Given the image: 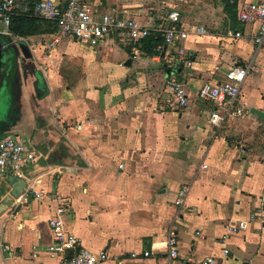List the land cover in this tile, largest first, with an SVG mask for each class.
<instances>
[{
	"label": "crops",
	"instance_id": "crops-1",
	"mask_svg": "<svg viewBox=\"0 0 264 264\" xmlns=\"http://www.w3.org/2000/svg\"><path fill=\"white\" fill-rule=\"evenodd\" d=\"M84 1L96 16L115 9L159 36L165 10L175 8L181 28L201 26L204 33L178 42L191 54L190 66L168 44L134 54L116 32L97 45L64 39L54 50L46 45L54 25L40 21L38 32L10 35L27 42L31 57L19 50L14 57L0 137H23L37 159L10 182L0 175V264H60L49 249L52 193L68 200L64 226L80 245L106 251L97 264H199L206 256L217 264H264V40H254L258 23L238 18L251 0ZM231 65L247 68L235 100L243 114L214 125V105L197 91L204 81L222 80ZM169 75L185 85L187 107L163 102ZM30 177L39 179L34 188L44 196L18 204ZM183 185L185 200L175 205ZM251 213L259 218L228 232V224ZM169 231L177 235L175 258L168 255Z\"/></svg>",
	"mask_w": 264,
	"mask_h": 264
},
{
	"label": "built area",
	"instance_id": "built-area-1",
	"mask_svg": "<svg viewBox=\"0 0 264 264\" xmlns=\"http://www.w3.org/2000/svg\"><path fill=\"white\" fill-rule=\"evenodd\" d=\"M19 10L27 12L29 10L35 16L51 21L55 30L51 32V37L47 41V47L54 50L64 39H77L90 45H97L102 42L107 35L116 32L121 41L128 44L134 54H141V41L150 35L151 27L144 21L129 15L118 16L115 9L96 16L87 6L84 0H0V34L4 36L12 35L9 24L12 15ZM238 18L242 23L256 22L259 25V33L254 37L256 43L260 44L264 40V0H251L243 2L238 9ZM180 13L175 8L165 10L161 23L156 29L163 41L156 45L155 49H162L164 44L175 46L177 59L184 64H192L191 54L178 44L185 40L191 33H204L203 27L194 29H183L180 27ZM230 37L240 36L239 31H228ZM23 39L22 37H18ZM247 68L241 65H231L224 73V78L213 83L210 80L204 81L198 88L197 95L204 102L214 105L210 111L209 121L214 125H219L224 118L237 117L243 114L241 106L235 104L241 87L245 81ZM163 102L170 108H184L189 105V97L185 85L178 81L174 75H169L163 88ZM37 159L35 147L23 137L9 133L0 137V175L14 174L22 176L24 166ZM121 166V165H120ZM23 192L15 198L16 203H26L31 198H42L44 192L34 188L37 177H30L25 180ZM188 186L179 188L175 205L184 202ZM47 194V193H46ZM50 194V193H48ZM56 202L55 213L49 218L48 224L52 230L54 241L49 249L60 258V264H97L107 259L106 251L99 254L80 245L75 233L67 230L63 222V214L69 210L68 200L57 193L50 194ZM257 213H251L248 219H238L236 222L228 224L230 233L244 230L248 225V220L258 219ZM226 235L221 236L224 242ZM168 255L175 258L178 255L177 235L174 231H169L167 235ZM67 250H71L69 256L65 255ZM223 252L227 253L228 248L223 247ZM199 264H217L212 256H206Z\"/></svg>",
	"mask_w": 264,
	"mask_h": 264
},
{
	"label": "water",
	"instance_id": "water-1",
	"mask_svg": "<svg viewBox=\"0 0 264 264\" xmlns=\"http://www.w3.org/2000/svg\"><path fill=\"white\" fill-rule=\"evenodd\" d=\"M17 50L21 51L23 56L30 58L31 52L28 44L25 41L12 42L7 40L4 35L0 34V93L5 89L11 70L13 68V60ZM35 90L38 94L42 95L45 93L44 85H42L40 78L35 82ZM16 175L13 176L3 175V180L10 182ZM26 183V182H25ZM24 190V188H23ZM23 190L15 196L20 195Z\"/></svg>",
	"mask_w": 264,
	"mask_h": 264
},
{
	"label": "trees",
	"instance_id": "trees-1",
	"mask_svg": "<svg viewBox=\"0 0 264 264\" xmlns=\"http://www.w3.org/2000/svg\"><path fill=\"white\" fill-rule=\"evenodd\" d=\"M40 21L48 25V27H50V25L52 26L54 25L51 21H48L44 18H40L38 16H34V14L32 15L13 14L11 17L10 24H9V29L12 35H18V36L25 37L28 34L39 31L37 23ZM53 29H54V26H53ZM5 38H7V40H10V36H5ZM159 43H161V37L158 34L149 35L141 41L140 48L143 50L144 53L150 55L156 52L155 47Z\"/></svg>",
	"mask_w": 264,
	"mask_h": 264
},
{
	"label": "rangeland",
	"instance_id": "rangeland-1",
	"mask_svg": "<svg viewBox=\"0 0 264 264\" xmlns=\"http://www.w3.org/2000/svg\"><path fill=\"white\" fill-rule=\"evenodd\" d=\"M7 99H8V97H7V91H4L3 90L0 93V119L3 117L4 110L8 106Z\"/></svg>",
	"mask_w": 264,
	"mask_h": 264
}]
</instances>
